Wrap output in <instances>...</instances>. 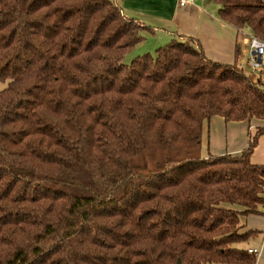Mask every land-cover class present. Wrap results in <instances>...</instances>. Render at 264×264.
Returning a JSON list of instances; mask_svg holds the SVG:
<instances>
[{"label":"trees","instance_id":"obj_1","mask_svg":"<svg viewBox=\"0 0 264 264\" xmlns=\"http://www.w3.org/2000/svg\"><path fill=\"white\" fill-rule=\"evenodd\" d=\"M211 1L264 41V0ZM145 28L118 0H0V264H255L235 246L264 214V128L200 149L213 116L264 120V83L177 35L123 64Z\"/></svg>","mask_w":264,"mask_h":264},{"label":"crops","instance_id":"obj_2","mask_svg":"<svg viewBox=\"0 0 264 264\" xmlns=\"http://www.w3.org/2000/svg\"><path fill=\"white\" fill-rule=\"evenodd\" d=\"M118 1L123 14L140 25L144 24L143 18L161 26L172 24L176 30L175 35L197 40L205 56L211 61L226 65L236 63L240 68H246L243 60L249 56L252 37L245 32H237L220 21L218 9L209 8L207 0L202 5L191 2L184 7H179L175 0ZM260 79L264 83V79ZM258 128H264V120L226 122L222 117L213 116L202 126L200 155L202 158L239 156ZM250 162L264 167V135L258 137ZM241 221L244 231L257 232V235L248 240L245 249L259 251L255 264H264V214L249 215Z\"/></svg>","mask_w":264,"mask_h":264},{"label":"rangeland","instance_id":"obj_3","mask_svg":"<svg viewBox=\"0 0 264 264\" xmlns=\"http://www.w3.org/2000/svg\"><path fill=\"white\" fill-rule=\"evenodd\" d=\"M193 3H196L198 5L204 4L205 0H192ZM208 7L211 9H218V6L213 3L211 0H207ZM144 24L147 26H144L145 30L142 31L141 36L143 37V40H141L138 44H136L130 51H128L124 58L122 63L125 65H129L134 59L141 57L145 54H155V50L168 44L173 38H175L176 30L173 27L172 24H167L165 26H161L158 23L155 22H149L148 19L143 18ZM154 31V32H153ZM249 59L246 58V60H243V64L246 68H244V71L247 74H251L253 77H258L264 79V72L262 74H258L257 72L251 70L249 67H247V61ZM5 86V84L0 83V90ZM239 249H245L246 243H241L239 245L235 246Z\"/></svg>","mask_w":264,"mask_h":264},{"label":"built area","instance_id":"obj_4","mask_svg":"<svg viewBox=\"0 0 264 264\" xmlns=\"http://www.w3.org/2000/svg\"><path fill=\"white\" fill-rule=\"evenodd\" d=\"M179 7H184L192 2V0H175ZM250 52L247 66L257 72L264 71V41H259L254 38L250 40ZM248 253L253 254L255 257L259 255L257 250H248Z\"/></svg>","mask_w":264,"mask_h":264}]
</instances>
